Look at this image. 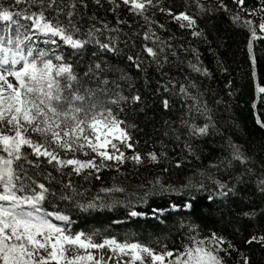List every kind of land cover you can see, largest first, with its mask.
Segmentation results:
<instances>
[{
	"label": "trees",
	"instance_id": "16d2710c",
	"mask_svg": "<svg viewBox=\"0 0 264 264\" xmlns=\"http://www.w3.org/2000/svg\"><path fill=\"white\" fill-rule=\"evenodd\" d=\"M41 8L27 0L10 10L27 15ZM43 11L85 41L81 48L60 49L81 79L99 63L105 71L88 86L106 90L97 93L103 100L127 98L107 107L124 121L133 147L122 149L123 163L79 173L24 148L33 162L22 161L27 176L49 189L40 207L68 216L69 233L82 232L95 242L114 238L176 252L190 235L215 233L225 241L227 251L219 253L224 264H243L244 257L264 264V244L247 242L264 236V94L257 93L264 87V36L257 27L264 0H153L143 15L121 0H56ZM181 12L196 20L193 28L173 18ZM136 95L139 101L132 100ZM193 125H207L208 131L194 135ZM149 152L158 154V162L148 160ZM236 152L245 162L234 159ZM137 153L142 163L131 159ZM25 183L31 194L35 185ZM116 188L123 191H105Z\"/></svg>",
	"mask_w": 264,
	"mask_h": 264
},
{
	"label": "snow or ice",
	"instance_id": "6c2138e0",
	"mask_svg": "<svg viewBox=\"0 0 264 264\" xmlns=\"http://www.w3.org/2000/svg\"><path fill=\"white\" fill-rule=\"evenodd\" d=\"M27 0H11L5 5L0 0V21L8 22L5 32H0V127L7 126L9 132L0 131V264H79L92 257L75 256L68 259L65 255V245H74L81 248H103L109 246L113 251L119 250L122 255H129L130 261L126 264H145L146 254L151 258L152 264H224L219 255L227 251L221 245L225 243L223 237L213 233L210 237L197 239L196 236L188 237L190 243L185 244L183 251L177 250L157 253L149 246L140 243H120L116 239H105L103 243H94L91 237H84L81 233H69L52 222L49 217L56 220L67 221L69 217L59 213L44 212L39 205L46 199L49 189L32 177H28L23 162L33 163L28 159L24 148H30L36 156L47 157L49 163L55 162L61 166L75 165L74 171L79 173L83 168L95 167L94 161L82 162L79 159H60L59 156L49 151V140L57 147L73 151L75 143L79 148L88 147L92 152L105 160L124 161V152L120 151L117 143L132 148L129 143L132 137L122 127L124 121L117 118L107 103L119 104L126 97L117 96L103 100L98 92L106 93V90L93 89L88 86V80L99 77L105 71L97 63L90 66L84 73L88 79L82 80L75 71L74 65L64 59L62 55L50 54L46 50L34 47L31 30L50 37H59L73 48H81L85 41L74 38L68 28L57 21L48 19L43 11V6L54 8L56 0H32L39 3L42 8L39 12H31L27 15L21 12L13 13L11 4L20 5ZM99 3V0H96ZM115 3L116 0H110ZM243 5L244 0H236ZM128 6L129 11L143 15L145 10L153 5V0H121ZM72 8L75 4L71 5ZM119 7V4H117ZM60 11V10H57ZM171 15V13H170ZM14 16H23L30 20V25L20 24ZM69 25L73 12L67 13ZM180 22H187L191 29L196 20L189 14L181 12L173 17ZM147 19V18H146ZM234 19L239 20V17ZM249 26L252 21H245ZM12 26H15L12 34H5ZM180 26L185 27L184 23ZM259 32L264 33V22L258 26ZM78 31V29H76ZM252 40L259 38L257 31L252 30ZM193 36L201 33L193 31ZM147 35L145 39H147ZM56 44V40L49 41ZM107 49L108 45H101ZM150 56L155 57L156 52L151 47L146 48ZM252 51V42H249V52ZM131 60L132 58L129 57ZM253 63L255 60L253 58ZM138 67V65H137ZM195 71L199 68L193 66ZM12 77L13 83L9 80ZM104 83H107L105 80ZM182 93L187 90L183 86ZM258 94H264V87H257ZM195 99V98H193ZM133 101H139L140 96L132 97ZM168 106V101H164ZM264 127V123L261 124ZM194 135H204L208 126L193 125ZM36 133L44 137V142L33 141L28 133ZM108 148L113 151L108 152ZM84 155H87L85 152ZM150 162H158V154L149 152L146 154ZM136 163H142L143 157L137 153L131 157ZM234 159L245 162L244 157L238 152L234 153ZM179 166V165H177ZM30 180L35 188L31 194H27L28 185L25 180ZM264 185V180L261 181ZM224 187L223 184L220 185ZM39 189V191H36ZM105 191H123V189H106ZM63 199H69L64 196ZM190 207V205H188ZM131 215H137L132 212ZM190 232H195L196 227L189 225ZM248 243L258 242L264 244V236L251 237ZM231 243L228 248H232ZM46 253V255L44 254ZM243 264H249L248 258H243Z\"/></svg>",
	"mask_w": 264,
	"mask_h": 264
},
{
	"label": "rangeland",
	"instance_id": "374dc122",
	"mask_svg": "<svg viewBox=\"0 0 264 264\" xmlns=\"http://www.w3.org/2000/svg\"><path fill=\"white\" fill-rule=\"evenodd\" d=\"M261 17V22H264V12L260 15ZM14 19H16L20 24L23 25H30L31 21L30 20H26L23 19L22 17H16L14 16ZM180 24L184 23L185 25L187 24V22H180L178 21ZM8 22H3L0 21V32H5V26ZM259 23V24H260ZM15 26H12L11 29H9L5 34H12L14 32ZM32 33H35L33 36V41H34V47L40 49V50H46L48 51L50 54H59L62 55L61 53V47L63 46H68L70 47V45L66 44L64 41H62L59 37H50V36H46L42 33L36 32L35 29L31 30ZM264 36V33H262ZM55 39L56 40V44H51L49 41ZM63 43V45L61 44ZM9 80L12 81L13 83H15L13 78L9 77ZM0 131H3L5 133L9 132V129L7 126H3L0 127ZM28 136H30V138L33 141L36 142H44V137L36 134V133H32L29 132ZM115 143H117L118 147L120 148V151H122V149L125 147V145L120 144L119 141H114ZM47 147L49 151H53L55 152L60 159L63 160H67V159H79L82 162H87V161H94L95 162V167H87V168H83V169H88V168H92V170H99L101 169L104 165H108V164H116V162L118 163V161L116 160H105L103 157L97 155L96 153L92 152V150L88 147H84L83 149L79 148L75 143L72 145L73 151H68L66 149H62L60 147H57V145L55 143H52L50 140L47 143ZM27 148V147H25ZM31 153L32 150L30 148H27ZM109 153H111L113 150L111 148L107 149ZM87 153V155H84V153ZM43 157V156H41ZM48 161L47 157H43ZM54 164H56L54 162ZM60 167H62L59 164H56ZM67 166H71L73 168L78 167L75 165H67ZM82 169V170H83ZM40 207V205H39ZM42 208V207H41ZM43 210V208H42ZM44 211V210H43ZM47 212V211H44ZM48 213H55V212H48ZM49 219L52 220L53 223H55L56 225L65 228L68 232H69V228H68V220L67 221H61V220H56L54 217H49ZM80 233V232H78ZM87 238V237H85ZM105 239L108 238H103L101 241L95 242V240H93L94 243H103V241ZM118 241V240H117ZM120 243H124L121 241H118ZM132 243H138V242H133V241H129ZM190 243V242H189ZM141 244V243H140ZM144 245V244H142ZM184 247V246H183ZM183 247L181 248L180 251H183ZM170 251V250H168ZM157 253H163L165 251H156ZM46 255V253H44ZM65 255L67 256L68 259H72L75 256H83V257H87V256H91L92 259L91 260H83L80 261L79 264H126V262L130 261V256L129 255H122L119 253V250L113 251L109 246L105 245L103 248H92V247H88V248H81L79 246H74V245H65ZM144 256V260H145V264H152L151 258L148 257L146 254H142ZM54 264V262H53ZM135 264H140V261H136Z\"/></svg>",
	"mask_w": 264,
	"mask_h": 264
},
{
	"label": "bare ground",
	"instance_id": "6f19581e",
	"mask_svg": "<svg viewBox=\"0 0 264 264\" xmlns=\"http://www.w3.org/2000/svg\"><path fill=\"white\" fill-rule=\"evenodd\" d=\"M10 78H12V77H10Z\"/></svg>",
	"mask_w": 264,
	"mask_h": 264
}]
</instances>
